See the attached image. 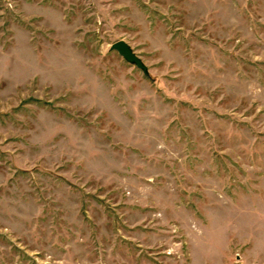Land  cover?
I'll list each match as a JSON object with an SVG mask.
<instances>
[{"label": "rangeland", "instance_id": "1", "mask_svg": "<svg viewBox=\"0 0 264 264\" xmlns=\"http://www.w3.org/2000/svg\"><path fill=\"white\" fill-rule=\"evenodd\" d=\"M0 264H264V0H0Z\"/></svg>", "mask_w": 264, "mask_h": 264}, {"label": "water", "instance_id": "2", "mask_svg": "<svg viewBox=\"0 0 264 264\" xmlns=\"http://www.w3.org/2000/svg\"><path fill=\"white\" fill-rule=\"evenodd\" d=\"M110 51H115L124 62L129 65L134 66L145 76L148 77L149 74L147 72L146 66L142 63V61L134 54L131 48L124 41H116L109 46Z\"/></svg>", "mask_w": 264, "mask_h": 264}]
</instances>
